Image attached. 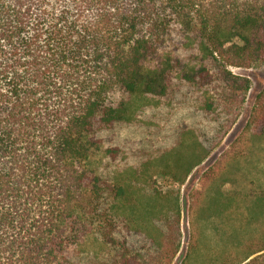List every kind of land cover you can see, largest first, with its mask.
I'll use <instances>...</instances> for the list:
<instances>
[{"label": "trees", "instance_id": "16d2710c", "mask_svg": "<svg viewBox=\"0 0 264 264\" xmlns=\"http://www.w3.org/2000/svg\"><path fill=\"white\" fill-rule=\"evenodd\" d=\"M263 59L264 0H0V264H173L180 210L149 188L151 168L184 181L247 98L230 66ZM179 106L190 109L169 132L156 124L154 108ZM172 140L192 157L184 169ZM100 154L134 160L111 174ZM252 196L216 250L198 234L179 264H264V191ZM236 200L218 189L194 206L222 216ZM92 237L108 253H84Z\"/></svg>", "mask_w": 264, "mask_h": 264}, {"label": "rangeland", "instance_id": "374dc122", "mask_svg": "<svg viewBox=\"0 0 264 264\" xmlns=\"http://www.w3.org/2000/svg\"><path fill=\"white\" fill-rule=\"evenodd\" d=\"M230 69L235 74L248 77L250 80L247 98L233 127L220 143L196 167L191 169L184 181H182L183 177L178 180L174 175L173 171H177L176 167L171 170L164 162L151 168L152 178H150L149 188L160 193L159 197L168 207L177 206V210H180L181 246L173 264L181 262L191 240L198 234L201 238V251L216 250L220 246V236L231 232L228 218L239 222L244 217L242 213L245 206L253 200L254 196L252 195L264 191V136L257 133V122L254 120L256 111L260 109L262 98L260 95L264 89V59L249 67L230 66ZM151 108L138 115L137 120L130 123L128 131L133 137L138 138L144 132L145 121L149 119L146 115L152 112ZM189 109L190 107L187 106L154 108L156 124H164L167 126H164L165 129L169 132L171 124H178V119ZM202 124L209 133L214 132L212 122L208 123V120H202ZM175 140L169 142V147L180 146L176 147L177 150L169 161L174 166L180 156L184 155L181 161V169H184L192 161V157L187 154V150L180 155L181 144ZM187 141L191 140L187 139ZM132 160L134 159L126 157L121 162L107 163V159L100 154L95 159V165L102 171L114 174L130 164ZM162 160L165 161V158ZM215 171L214 178L208 181L207 176ZM182 175L184 176L183 173ZM218 189L224 191L226 195L237 197L238 200L229 206L227 212L222 216H201L202 218H200V214L196 213L194 206L197 195L201 196V206H203L208 203L212 192ZM162 215V213L157 215L156 226L162 223ZM256 224L253 225L256 226ZM84 246L86 250L84 253H96L98 256L105 252L108 253L107 248L94 237L89 239Z\"/></svg>", "mask_w": 264, "mask_h": 264}]
</instances>
